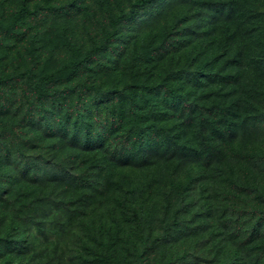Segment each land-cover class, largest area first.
Segmentation results:
<instances>
[{
	"label": "trees",
	"instance_id": "1",
	"mask_svg": "<svg viewBox=\"0 0 264 264\" xmlns=\"http://www.w3.org/2000/svg\"><path fill=\"white\" fill-rule=\"evenodd\" d=\"M154 2L135 0L127 12L113 15L112 31L105 41L88 48L83 58L75 57L64 64L58 74L46 73L35 84L34 93L41 95L42 103L50 99L54 113L72 119L76 114L67 109L77 107L81 124H63L60 128L44 124L42 129L31 123L36 122L37 113L41 118L45 115V107L34 108L32 101L24 114V107H10L8 90L0 91V186L5 185L0 190V241L6 242L4 238L11 232L6 230L8 226L28 235L22 248H17L13 240L8 248L1 247L0 259L15 253L27 255L29 250L35 253L40 247L48 250L49 245L43 243L30 247L40 240L47 243L48 231L42 227L45 221L57 224L58 235L66 231L90 241L100 235L96 223L107 212L117 219L124 216L128 223L131 217L138 219L140 206L148 199L145 193L151 196L159 184L147 169L160 160L177 161L175 180L180 179L181 186L186 184L185 174L195 161L206 170L215 165L212 169L219 175L235 177L241 156H233L235 150L231 148L239 128L252 130L264 124V29L251 27L249 16L240 13L233 18L231 10L222 11L216 20L219 33L207 38L210 43L191 38L174 40L172 63L165 55L154 53L159 36L134 34L119 54L116 70L106 72V81L122 94L120 98L116 95V101L94 100L88 104L86 96L96 90L88 84L91 91L78 98L79 84L72 86L70 95L63 91L58 102L50 95V89L57 84H73L74 78L69 75L104 52L119 25L136 20L137 8ZM44 8L60 7L47 4ZM29 13L28 5L23 3L11 22L16 24ZM224 16L235 21L232 28H223ZM242 42L248 50L241 47L235 53ZM210 49L223 52L209 61L207 69L200 62ZM146 50V58H142ZM191 54H195L193 60H189ZM136 70L144 74L136 76ZM146 70L153 73L147 74ZM165 71H173V77L155 76ZM10 80L0 77V87L5 88ZM123 83H129L126 89L119 88ZM130 90L136 92L129 94ZM252 133L258 136L254 130ZM251 148L264 153L262 141ZM158 156L160 160H155ZM54 164L60 173H42V165ZM169 179L173 181V172ZM230 187L224 184L225 191ZM167 204L173 208V199H168ZM35 223L39 232L33 227ZM237 255L231 264H264V252L254 258L243 250Z\"/></svg>",
	"mask_w": 264,
	"mask_h": 264
},
{
	"label": "rangeland",
	"instance_id": "2",
	"mask_svg": "<svg viewBox=\"0 0 264 264\" xmlns=\"http://www.w3.org/2000/svg\"><path fill=\"white\" fill-rule=\"evenodd\" d=\"M134 2L0 0V77L12 79L5 88L0 87V91L8 90L10 107H24V114L32 101L34 108L38 105L45 107V115L41 118L37 111V120L31 123L39 124L42 129L44 124L48 128L81 124L77 107L67 109V112L76 114L72 119L54 113L55 107L50 106V99L46 98L42 103L41 95L34 93V86L46 73L58 74L64 64L75 57L78 60L83 58L88 48L105 41L112 31L113 15L127 12ZM23 3L28 5L30 13L14 24L12 15ZM47 4L60 8L45 9ZM228 10H231L233 18L242 13L249 16L251 27L264 29V0H155L146 8H137L136 20L123 21L116 35L107 42L104 52L69 75L75 82L57 84L50 89V95L58 102L63 91L70 95L72 86L79 84L78 98L91 91L86 86L88 84L96 89L95 93L86 96L88 104L94 100L116 101V95L120 98L122 94L116 93V86L106 81V72L116 70L119 54L134 34L159 36L154 53L165 55V59L172 63L174 40L191 38L210 43L207 38L212 39L219 33L216 30L219 14ZM222 21L221 25L225 24L223 28H232L235 24L225 16ZM241 47L245 51L249 48L242 42L237 45L235 53ZM147 51L141 55L142 58H146ZM222 52L223 49L218 52L210 49L200 62L201 66L209 69V61ZM193 56L195 54H191L189 60H193ZM146 73L153 72L146 70ZM143 74L141 70L135 72L136 76ZM114 76L115 73L110 78ZM155 76L173 77V71L156 73ZM127 85L129 83H123L119 88L126 89ZM22 94L24 97L20 101ZM253 130L258 136L253 135ZM263 131L264 124L252 130L239 128L231 148L235 150L233 156H241L238 159L240 166H235L234 178L219 175L212 169L215 165L206 170L195 161L185 174L186 184L181 186L180 179L175 180L177 161L173 158L160 160L158 156L155 160H160L159 163L147 170L153 172L159 184L151 196L145 193L148 199L140 206L138 219L131 217L128 223L124 216L117 219V216H108L107 212L96 223L100 235L90 241L85 236L75 238L66 231L58 235L57 224L55 226L53 220L45 221L42 227L48 231L47 243L40 240L30 247H39L43 243L49 245L48 250L40 247L35 253L29 250L27 255H8L0 259V264H231L239 250L254 258L264 252V153L262 149L256 153L251 146L257 141L264 145ZM41 154L46 153L41 151ZM232 160L236 162L234 158ZM41 168L42 173L48 176L60 173L55 164L42 165ZM172 172L173 181L169 179ZM224 184H230V191H225ZM4 187L1 185L0 190ZM123 198L122 195L121 200ZM168 199H173V208L168 206ZM33 227L38 231V223ZM94 229L97 230L96 227ZM6 230L11 232L4 238L6 242L0 241V248H8L13 243L11 240L17 243V248L27 244L26 233L12 229V226Z\"/></svg>",
	"mask_w": 264,
	"mask_h": 264
}]
</instances>
